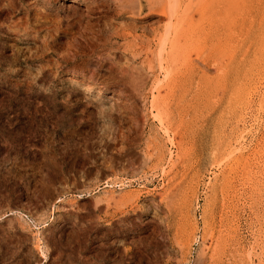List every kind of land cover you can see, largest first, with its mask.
<instances>
[{"label":"rangeland","instance_id":"1","mask_svg":"<svg viewBox=\"0 0 264 264\" xmlns=\"http://www.w3.org/2000/svg\"><path fill=\"white\" fill-rule=\"evenodd\" d=\"M75 1L0 0V264H264V0Z\"/></svg>","mask_w":264,"mask_h":264},{"label":"bare ground","instance_id":"2","mask_svg":"<svg viewBox=\"0 0 264 264\" xmlns=\"http://www.w3.org/2000/svg\"><path fill=\"white\" fill-rule=\"evenodd\" d=\"M130 1V0H129ZM150 1V0H149ZM154 1V0H153ZM175 0H173V2H174ZM228 1V0H227ZM73 2H76L75 0H73ZM180 2H181V0H180ZM77 3V2H76ZM81 3V2H80ZM130 4H131V2H129ZM153 4V3H152ZM133 5V4H132ZM154 5V4H153ZM152 5V6H153ZM155 5H156V3H155ZM168 5V4H167ZM221 6V5H220ZM170 7V6H169ZM169 7H167V8H169ZM131 8V7H130ZM225 8H227V7H225ZM173 9V8H172ZM171 9V10H172ZM224 9V8H223ZM168 10V9H167ZM214 10V9H213ZM224 11V10H223ZM222 12V11H221ZM172 14V13H171ZM181 14V13H180ZM204 16V15H203ZM211 16V15H210ZM202 19V23H201V28H202V30L204 31V34H202L205 38H204V44L206 45L207 43L209 44V47L208 48H212L213 49V51H215L217 54L221 51H223V49L225 48V50H227V49H229V50H231V49H233L232 47H233V45H234V41H235V39L234 38H232V36L231 35H229L230 33H232V34H234V32H232V29H233V31H234V28H231V26H230V21H229V19L227 18V19H223V23L222 22H212L211 21V24L212 25H208V20L207 21H203V18H201ZM169 22V21H168ZM243 22V21H242ZM241 22V23H242ZM187 23H188V21H187ZM227 23V24H226ZM241 23H240V26H242L243 27V23H242V25H241ZM210 24V23H209ZM200 25V24H199ZM207 26L206 28H204L203 29V26ZM195 26V25H194ZM199 27V26H198ZM241 29V28H240ZM194 32V31H193ZM197 32V31H196ZM206 32V33H205ZM229 32V33H228ZM181 36V34H176V38L178 39L179 37ZM238 37V36H237ZM228 39V40H227ZM193 41V40H192ZM192 44V43H191ZM223 48V49H222ZM204 49V48H203ZM224 50V51H225ZM212 51V50H211ZM232 52V51H231ZM214 52H212V54H213ZM173 54V53H172ZM220 54V53H219ZM214 55V54H213ZM203 56V55H202ZM221 56H225L226 58H225V60L227 61V71H226V77H225V80H224V84H223V86H222V88H221V90H222V94H223V97L224 98H226V99H228L229 101H232V99H233V91H234V88H233V75H232V67H233V63H232V54H228V51H226V52H224V53H222L221 54ZM211 57V56H210ZM209 57V58H210ZM207 59L206 60V62H205V65L206 66H208L207 64V62L210 60V59ZM205 61V60H204ZM202 62V61H201ZM219 66V65H218ZM213 67V66H212ZM204 77V76H203ZM190 78V77H189ZM182 82V81H181ZM181 82H180V84H181ZM188 82V81H187ZM193 82V81H192ZM192 82L190 81V83L192 84ZM201 82H202V80H201ZM177 83V82H176ZM186 83V82H185ZM200 83V82H199ZM179 84V83H178ZM178 84H176V85H178ZM179 84V85H180ZM184 84V83H183ZM182 84V85H183ZM197 84V83H196ZM208 84V83H207ZM184 85H186V84H184ZM189 85V84H188ZM201 85V84H200ZM172 86V85H171ZM173 86L175 87V85L173 84ZM181 86V85H180ZM205 86V85H204ZM177 87V86H176ZM182 88H185L184 86H182ZM181 88V89H182ZM187 88V87H186ZM174 89H177V88H174ZM180 88H179V90H181ZM208 89V88H207ZM170 90H172V87H171V89ZM178 90V91H179ZM184 90H186V89H184ZM198 90H200L199 88H198ZM213 90V89H212ZM182 91H183V89H182ZM182 91H179V92H181L182 93ZM176 92V91H175ZM195 92H197V91H195ZM166 94H168L169 93V91L168 92H165ZM164 93V94H165ZM170 93H172V92H170ZM169 93V95L170 96H172L173 95V93H172V95ZM184 93V92H183ZM185 93H186V91H185ZM201 93V92H200ZM205 93V92H204ZM191 94V93H190ZM176 95V94H175ZM198 95V94H197ZM202 95V94H201ZM200 95V96H201ZM204 95V94H203ZM213 95V94H212ZM169 96V97H170ZM176 96H179V94H177ZM180 96H181V98H182V95L180 94ZM189 96V95H188ZM187 96V97H188ZM168 97V98H169ZM166 98V97H165ZM174 98V97H173ZM173 98H171V99H173ZM179 98V97H178ZM192 98V97H191ZM190 98V99H191ZM198 98H199V96H198ZM197 98V99H198ZM183 99V98H182ZM200 99V98H199ZM166 100H167V98H166ZM180 100V99H179ZM186 101V100H185ZM184 101V102H185ZM192 101H195V100H192L191 99V102ZM197 101V100H196ZM228 101V102H229ZM170 102V101H169ZM176 102V104L177 103H179V102H181V101H178L177 102V100L175 101ZM183 102V103H184ZM190 102V103H191ZM187 103V102H186ZM170 104V103H169ZM180 104V103H179ZM194 104V103H193ZM171 105V104H170ZM173 105H174V103H173ZM183 105V104H182ZM181 105V106H182ZM187 105V104H186ZM192 105V104H191ZM223 105V104H222ZM225 105V104H224ZM228 105V104H227ZM185 105H183V107H184ZM189 106V105H188ZM201 106V105H200ZM172 107V106H171ZM177 107V106H176ZM197 107V106H196ZM173 108H174V106H173ZM179 108V106L177 107V109ZM185 108H187L186 106H185ZM190 108V107H189ZM179 109H181V107L179 108ZM183 109V108H182ZM181 109V110H182ZM225 109V108H224ZM190 110H192V109H190ZM194 110V109H193ZM185 111H187V110H185ZM179 112V111H178ZM181 112V111H180ZM179 112V113H180ZM183 112V111H182ZM199 112V111H198ZM184 113V112H183ZM183 113H181V114H183ZM188 113V112H187ZM191 113V112H190ZM178 114V113H177ZM186 114V113H185ZM193 114V113H192ZM199 115V114H198ZM212 115V114H211ZM179 116V115H178ZM181 116V115H180ZM185 116H187V114L185 115ZM206 116V115H205ZM184 117V116H183ZM180 118V117H179ZM199 119V118H198ZM201 121V120H200ZM201 123V122H200ZM216 127V126H215ZM223 130V129H222ZM166 133V132H165ZM204 134V133H203ZM211 134H213V133H211ZM214 134H215V132H214ZM214 139V138H213ZM210 140V139H209ZM216 140V139H215ZM217 146V145H216ZM227 146V145H226ZM232 147V146H231ZM217 149V148H216ZM171 180V179H170ZM222 194V193H221ZM220 194V195H221Z\"/></svg>","mask_w":264,"mask_h":264}]
</instances>
